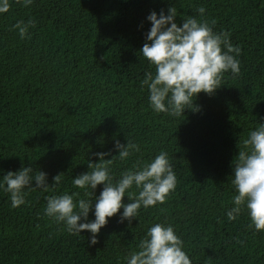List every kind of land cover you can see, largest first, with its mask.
<instances>
[{
    "label": "trees",
    "instance_id": "1",
    "mask_svg": "<svg viewBox=\"0 0 264 264\" xmlns=\"http://www.w3.org/2000/svg\"><path fill=\"white\" fill-rule=\"evenodd\" d=\"M10 4L0 13V183L8 171L32 167V175L47 173L50 186L47 192L26 188V203L17 208L0 188V264H128L156 223L173 226L192 264H264V230L249 227L247 208L234 221L227 217L238 194L233 162L243 140L264 123V0ZM172 6L178 25L188 16L215 21L213 30L229 33L241 49L240 73H225L214 95H198V111L179 117L156 113L141 83L147 72L155 74L140 54L152 26L147 17ZM30 19L36 26L22 39L13 26ZM117 140H130L140 151L114 160V182L164 151L178 184L165 203L141 207L131 222H120L121 208L92 245L90 232L70 234L45 214L47 197L79 193L74 201L92 200L88 221L95 220L104 185L80 189L73 180L90 171L89 160L99 162L95 153L118 155ZM123 202L131 201L126 196Z\"/></svg>",
    "mask_w": 264,
    "mask_h": 264
},
{
    "label": "clouds",
    "instance_id": "2",
    "mask_svg": "<svg viewBox=\"0 0 264 264\" xmlns=\"http://www.w3.org/2000/svg\"><path fill=\"white\" fill-rule=\"evenodd\" d=\"M16 3L28 7L33 0H16ZM11 8L10 0H0V13H7ZM201 16L205 9H197ZM177 11L169 7L167 14L161 10L159 15L152 11L147 19L151 28L146 34V43L140 54L155 69L149 71L141 82L149 90V102L156 113H165L174 117L184 114L185 110L198 111L195 100L200 93L214 95L222 87L224 74L231 72L234 76L240 73V61L236 58L241 53L238 46H233L229 33H217L211 24L194 16L183 18L182 26L176 22ZM33 19L17 22L13 28L23 39L28 36L29 28L35 27ZM118 155L111 152L95 153L98 163L89 160L90 171L82 173L73 180L74 186L80 189L95 190L104 185L99 197L96 198L95 220L88 221L89 212L93 208L92 200L79 199L63 194L47 197L45 214L57 223H63L70 234L80 236L88 231L92 234L90 243H98L97 235L108 224L110 217L116 216L123 208L120 222H131L139 216L141 207L147 209L166 202L178 184L173 165L167 152L161 151L148 163L139 162L133 169L121 173L118 180L111 174V165L119 158L127 160L134 152H139L138 144L127 140V144L116 141ZM106 156H112L106 159ZM234 176L231 183L237 195L233 197L234 207L227 212L229 221H234L244 207L248 210L251 220L249 227L257 232L264 230V123L249 133L243 140V148L234 160ZM32 167H23L18 172L8 171L3 176L0 188L10 193L11 204L17 208L26 203V188L49 190L47 173L43 171L32 175ZM63 173L53 177L59 184ZM33 181L35 186L33 187ZM135 186L140 189L138 194L131 193ZM88 195V193H86ZM128 197L130 203L125 204ZM84 221V222H82ZM128 258V264H192L183 250V240L175 233L173 226L156 223L149 228L147 235Z\"/></svg>",
    "mask_w": 264,
    "mask_h": 264
}]
</instances>
